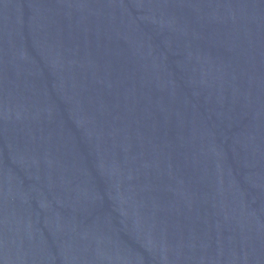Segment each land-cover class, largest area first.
<instances>
[{"label":"water","instance_id":"95a60500","mask_svg":"<svg viewBox=\"0 0 264 264\" xmlns=\"http://www.w3.org/2000/svg\"><path fill=\"white\" fill-rule=\"evenodd\" d=\"M0 264H264V0H0Z\"/></svg>","mask_w":264,"mask_h":264}]
</instances>
